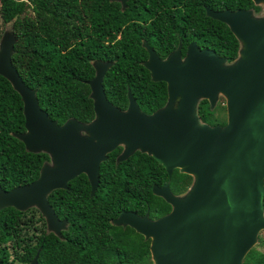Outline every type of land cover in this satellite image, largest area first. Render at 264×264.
<instances>
[{
  "label": "water",
  "instance_id": "95a60500",
  "mask_svg": "<svg viewBox=\"0 0 264 264\" xmlns=\"http://www.w3.org/2000/svg\"><path fill=\"white\" fill-rule=\"evenodd\" d=\"M127 8L130 0H112ZM264 12V0H252ZM251 10L217 12L207 16L226 24L240 43L233 63L215 51H200L195 43L183 58L181 46L161 59L144 43V62L154 82L168 87L166 105L146 114L131 91L129 107L122 111L107 98L104 79L112 62L95 61L96 75L88 84L95 119L84 124L75 119L59 126L39 105L37 91L25 84L13 66L16 39L6 34L0 46V75L20 94L26 132L17 135L30 153L50 157L39 178L5 191L0 186V212L13 207L21 212L38 209L47 230L60 237L66 221L49 203L56 190L85 174L94 196L100 168L117 148V162L136 152L153 157L172 177L175 170L193 178L183 195L169 184L153 193L171 207L169 214L152 221L122 213L118 226H130L150 240L152 264H244L264 232V13ZM226 101L227 124L202 122L198 110L207 100L214 110ZM39 253L30 264H39ZM120 264V263H116Z\"/></svg>",
  "mask_w": 264,
  "mask_h": 264
},
{
  "label": "trees",
  "instance_id": "16d2710c",
  "mask_svg": "<svg viewBox=\"0 0 264 264\" xmlns=\"http://www.w3.org/2000/svg\"><path fill=\"white\" fill-rule=\"evenodd\" d=\"M0 1L2 15L10 14L9 21L19 37L15 66L25 84L37 91L40 107L59 126L70 119L84 124L95 119L88 84L96 75L95 61L113 63L104 88L115 107L126 111L131 91L142 111L153 114L166 105L168 87L164 82H154L145 68L148 50L143 40L165 59L180 41L164 37L163 26L166 30L172 26L179 29L184 23L207 21L205 31L198 28V32L208 34L207 38L196 42L233 63L239 55V41L226 25L208 17L204 7L262 12L252 0H220L217 6L216 0H130L125 10L112 0H79V14L69 22L66 13L52 10L58 0H24L13 8L7 0ZM28 2L38 10L34 17L28 13ZM139 20H151L152 25L142 28ZM183 42L185 49L192 40ZM225 113L220 104L212 110L207 100L199 107L201 120L211 126L225 124ZM25 123L20 94L0 75V186L5 191L35 182L43 165L50 162L48 154L30 153L17 138L26 132ZM122 151V147L117 148L102 163L94 196L85 174L71 181L67 189L50 194V205L67 223L60 237L48 232L38 209H3L0 264H30L39 251V264H152L151 241L114 222L122 211L139 210V215L148 214L151 219L169 214L172 207L156 196L153 188L169 184L175 195H183L193 178L179 170L170 177L153 157L141 152L118 163ZM126 164H132L134 172L139 169V183L120 180ZM244 264H264V253L251 250Z\"/></svg>",
  "mask_w": 264,
  "mask_h": 264
},
{
  "label": "flooded vegetation",
  "instance_id": "af4514ba",
  "mask_svg": "<svg viewBox=\"0 0 264 264\" xmlns=\"http://www.w3.org/2000/svg\"><path fill=\"white\" fill-rule=\"evenodd\" d=\"M218 3H219V5L221 4L220 3V0H216V1H214V6H217L218 5ZM205 8V12H206V15H207V9L209 8V9H212V10H214V11H217V12H223V11H231V12H235V11H238V10H250V9H237V10H232V9H230V8H221L220 6L219 7H217V9L216 8H211V7H207V6H205L204 7ZM216 21V20H215ZM219 23H221V24H224V23H222V22H220V21H218ZM207 24H208V22L207 21H199L198 23H195V24H193V25H191V23H184V25H182V26H180V28L179 29H177V28H175L174 26H172V27H170V29H168V30H166L167 28H166V26H163L164 27V31L166 32V34L164 35V37H168V38H170V39H172V41H175V40H178V41H180V43H179V45L176 47V49L178 48V47H180L181 46V51H182V57L184 58L186 55H187V52H188V48H189V46L191 45V44H193V43H195L196 45H197V47H198V49L200 50V51H203V50H211V51H214V50H212V49H209V48H206V47H203V46H201V45H199L196 41L197 40H200V39H205V38H207V36H208V34L207 33H205V32H198V28L200 29V30H203V31H205L206 30V27H207ZM139 25L142 27V28H145V27H148V26H151L152 25V22H151V20L149 21V22H145V21H143V20H139ZM210 25L211 26H213V25H215V23L214 22H210ZM224 25H226V24H224ZM227 26V25H226ZM197 27V28H196ZM228 27V26H227ZM228 29L230 30V28L228 27ZM163 29H161V31H162ZM143 31H144V29H143ZM231 31V30H230ZM219 37V36H218ZM189 40H192V42H190L187 46H185V49H184V42L183 41H189ZM144 42L143 43H145V40H143ZM144 45V44H143ZM170 45H172V44H170ZM170 45H168V48H170ZM155 52H156V50H155V48H152ZM148 52V58H149V51H147ZM157 53V52H156ZM217 53V52H216ZM158 55V54H157ZM159 56V55H158ZM160 57V56H159ZM161 58V57H160ZM161 59H163V58H161ZM106 62H109V61H106ZM221 105L222 107H225L226 108V101L223 99V98H221L220 100H219V102H218V104H217V106L218 105ZM217 106H216V108H217ZM200 107V106H199ZM215 108V109H216ZM214 109V110H215ZM198 113H199V110H198ZM225 117H226V121H225V124H217V125H220V126H225L226 124H227V109H226V113H225ZM203 122V121H202ZM216 126V125H215ZM144 154V153H143ZM176 171V170H175ZM174 171V172H175ZM124 173H125V175H124V177H120V180L122 181V182H124V183H126V182H128V183H132V182H137V183H139V169L137 170V172H134V169H133V167H132V164H126V166H125V168H124ZM181 173V172H180ZM88 178V177H87ZM88 181H89V179H88ZM70 183V182H69ZM165 186V185H164ZM161 187H163V186H161ZM63 190H65V189H63ZM137 208H139V204H137ZM122 213H134V214H136V215H138V216H141V215H139V210H136V211H122L121 213H120V215L122 214ZM120 215H119V217H120ZM118 217V218H119ZM141 217H144V216H141ZM150 218V217H149ZM161 218V217H160ZM160 218H158V219H160ZM151 219V218H150ZM158 219H156V218H153V219H151L152 221H155V220H158ZM62 221H64V220H62ZM111 221H113V220H111ZM131 228L130 226H127V227H124L125 229H127V228ZM131 229H133V228H131ZM135 232H136V230L135 229H133Z\"/></svg>",
  "mask_w": 264,
  "mask_h": 264
},
{
  "label": "rangeland",
  "instance_id": "374dc122",
  "mask_svg": "<svg viewBox=\"0 0 264 264\" xmlns=\"http://www.w3.org/2000/svg\"><path fill=\"white\" fill-rule=\"evenodd\" d=\"M23 1L24 0H7V3L11 8H13V7L19 6L20 3H22ZM28 4H29V9H28L29 15H31L32 17L36 16V14L38 13L36 6L32 2H28ZM79 6H80L79 0H58L56 2V4L54 5L52 10L55 13H59V12L66 13L67 14V20L69 22H72L76 19L75 15L79 14V11H80ZM263 13L264 12H262V14L259 16H262ZM9 15L10 14H6L4 16L2 15L1 1H0V46H1L2 39L6 34H8V33L14 34L15 39H16V43L14 45L12 61H13V66L18 70V68L15 66V63H14V56H15V46L18 43L19 37H18L17 32L15 31L13 22L9 21ZM18 72H19V70H18ZM19 74H20V72H19ZM253 249L260 252V253H264V233L263 232L260 233L258 242L254 246ZM11 252H12V250H11ZM13 258H14V256L12 255L11 259L13 260ZM14 264H19V263H14Z\"/></svg>",
  "mask_w": 264,
  "mask_h": 264
}]
</instances>
